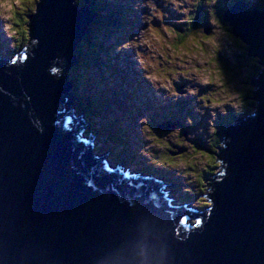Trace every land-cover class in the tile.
<instances>
[{
    "label": "water",
    "instance_id": "water-1",
    "mask_svg": "<svg viewBox=\"0 0 264 264\" xmlns=\"http://www.w3.org/2000/svg\"><path fill=\"white\" fill-rule=\"evenodd\" d=\"M75 1L41 0L16 63L0 60V264H264V9L222 15L259 59L256 110L223 127L212 205L197 212L108 164L73 116L64 71L93 22Z\"/></svg>",
    "mask_w": 264,
    "mask_h": 264
},
{
    "label": "rangeland",
    "instance_id": "rangeland-1",
    "mask_svg": "<svg viewBox=\"0 0 264 264\" xmlns=\"http://www.w3.org/2000/svg\"><path fill=\"white\" fill-rule=\"evenodd\" d=\"M37 1L38 0H35L34 2L35 8ZM91 1L89 5H91L93 10H100L103 17L108 16L104 14L107 10V4L104 0H99L97 2L94 0ZM117 1L121 5L127 7V23H124V25L128 27L121 29L122 31H119V29L115 33L113 32L114 30H106L109 35L114 34V37L107 41V38L102 37L101 34H95L100 36V43L103 44V42L106 41V46L110 49L112 46L121 45L118 48L110 50L111 58L109 57V59L104 60L106 65L101 60V62H98V65L96 60H91V63L89 62L86 64V68H84L86 69L85 73L87 77L88 73H90V83H92L94 88H106L107 86L117 87L120 101L108 94L107 99L109 100V104L101 118L119 117L122 120L126 118L124 123L129 125L133 138L141 141H136L133 145L138 155L137 160L129 163L124 161V163H121L122 165L130 167L131 171L138 170V173L140 172L142 175L150 174L152 170H156L161 176L165 177L169 176L170 172L174 177L181 174L183 181L179 179L178 185L171 183L170 177L166 178L168 186L165 188V192H167L169 196L174 197L173 202L176 204H186L192 208L197 207L194 205L198 204L195 202L196 200L189 201L190 194L192 193L190 190L189 193L188 189H185L187 188L186 185L191 186V183H196L197 177L201 171H204L205 168L211 165L213 171L208 175V178H206V180L209 181L220 169L221 163H218L217 157V159H214L215 163L208 165V161L210 160L207 161L208 158L203 156L202 152L199 153V150L196 149L200 144L196 143L189 149V140H195L198 134H202V132H207L209 134V132L213 130L214 123L219 119V115L226 114L224 106L225 108L230 107L237 112L241 111V98L239 96L242 97L244 94L250 95L255 90L254 87L251 90L252 83H249L248 77L252 75V69L250 67L251 63L247 62V60H244V63L241 65L239 70L240 73L237 72V69L236 71L233 69L231 72H227V80L229 83H226L224 71L220 69L221 65L220 61L217 59V55L221 59L228 60L232 63L234 61V56L232 55L233 50L235 51L236 46L240 44L236 42V44H234L236 46H231L232 41L230 37H228L230 36L229 26L222 25L223 28L226 29L224 30L220 27V24L216 23V20L211 15H195L198 9H201L200 13L204 10H207L206 12L216 10V4H221L222 2V4H225L227 0H147L148 3L155 7H145L139 0ZM96 3L99 4L96 5ZM76 4L77 8L83 11L85 0H77ZM98 6H100L101 9H98ZM13 7L15 8V12H13ZM104 9L106 10L103 11ZM138 10L141 11V14L138 13ZM191 12H194V21L197 20L196 26H193L194 32L192 33L187 29L189 28V30H191L190 28L192 27V25H189ZM32 13L35 14L33 5L29 0H0L1 56L7 57L6 55H10L12 57L14 53L25 48L27 43L24 42V38L27 37V34H25L24 29H27L28 16ZM157 13L161 15H157ZM119 14L121 15L120 12ZM215 14L218 18V16L221 17L223 13ZM14 15L21 20L20 24H16L12 19ZM108 22V26L114 29V27H111L112 22L110 20ZM145 23L147 25H145ZM182 23L184 24L180 26ZM226 23L227 22L224 21V25ZM9 24H12L13 29H18L14 35L12 29L7 27ZM124 25L122 24L121 26ZM176 26L180 29L186 27L183 33L187 30L189 34L186 33L179 38L174 29ZM152 27L158 28L163 37V42L152 35L150 31ZM169 29L171 31H167ZM95 31L99 32L100 30L98 29ZM97 35H94V37ZM206 37L208 39H206ZM82 41L80 42V46L82 45ZM145 41H148V43H145ZM22 42L24 43L22 44ZM177 45H179V47H177ZM101 48L102 47H100L99 50L100 52ZM240 50L241 52L243 51L242 48H240L239 51ZM72 54L74 55V52H72ZM78 63H83V61L80 60ZM93 63L97 65L99 70ZM145 63H148L147 68L144 66ZM74 65L77 64L75 63ZM110 66L113 69L110 68ZM73 68L74 67L67 73L72 72ZM159 71H162L168 79L164 81H151L147 79L148 76L156 75ZM169 81L172 84V88H164L163 84ZM210 82L213 83V86L209 85ZM84 84L83 86L87 91V87ZM117 84L120 85L113 86ZM222 85H224V87H222ZM217 86H219V88H227L219 90ZM161 89L164 91H160ZM87 92L90 93V90L88 89ZM83 94H85V91H81L78 97H82ZM144 94H147L146 96L149 98V101L151 99L153 101L151 103L152 107L150 112L143 108V104L138 103L142 111L134 107L137 101L142 102ZM181 97H187V100H189L188 105H185L186 101L183 105V101L179 100ZM249 98L252 100V97ZM73 101L75 100L72 99L71 103L74 106ZM168 104L173 108H175L173 105L177 104L176 106L179 110L176 109L175 111L180 116H177V118L182 117L191 119L196 127H193V129L190 128L191 130L184 128V131H182L181 128L183 123L182 126L180 123H176L175 127L163 131V133H158L155 129L148 131L146 129L148 127L147 123L152 121L153 118L152 109ZM205 109L208 110L207 113ZM255 110V108L252 109L254 112ZM76 112H78L77 109ZM161 113L163 114V110ZM164 113H168V111L166 110ZM154 114L157 115L159 113L154 112ZM134 115L137 117H134ZM166 123L167 120L161 125ZM193 124L190 123L191 126H193ZM150 132H152L153 135L159 134L160 137L152 136L149 134ZM181 132V139L184 141L182 144L179 143V139L176 140L177 135H181ZM170 146L175 149L170 151L171 154L166 151H159L169 148ZM195 150H197V152H195ZM175 151L177 153L172 154ZM188 153L194 156L191 158L189 157V160L185 162V159H188ZM111 154L113 155L111 156V161L113 163L121 162L120 159H132L128 156L129 154L125 155L121 153L119 155L117 152L114 154L113 151H111ZM217 154H219V150H216V155ZM173 158L177 161L176 164L180 171L178 172L169 166V170L163 173V166L165 164L168 165V163L171 162L169 160H173ZM113 163L112 165H114ZM187 163L192 164L193 170L191 168L186 169L189 167ZM140 167L143 170L149 167L151 171L150 173L142 170L139 171ZM188 170H192V172L186 174L185 171L187 172ZM207 181L203 183L204 194H206L209 183ZM184 183H186V185ZM178 187L182 190L181 193L173 191L174 188ZM201 200L202 203L204 202L205 204L204 207L202 206V209L210 207L206 203V197L201 198ZM192 201H194V204ZM198 208L202 210L200 206Z\"/></svg>",
    "mask_w": 264,
    "mask_h": 264
},
{
    "label": "trees",
    "instance_id": "trees-1",
    "mask_svg": "<svg viewBox=\"0 0 264 264\" xmlns=\"http://www.w3.org/2000/svg\"><path fill=\"white\" fill-rule=\"evenodd\" d=\"M237 1V0H236ZM35 2V0H34ZM231 2H233V0H227L226 5L229 6L231 4ZM240 2H244L246 5H248V7L251 8H261L264 7V0H258L257 2L255 0H240ZM38 3V1H37ZM99 3H96V5ZM37 6V4H36ZM117 3H109L107 1V7L105 11V15H108V17H103V14L98 12L97 10H93L91 7V14L92 16L95 18V21L89 26V32L85 34L83 41H82V45L79 46L75 49L74 54L76 56V60H77V65L74 66L73 71L69 72V73H64L71 85V90L72 92H74L75 94V100H76V106L79 109V112L81 114V112H83L86 116V121L88 124V132H93V134H95L97 136V144H100L101 146H97L96 147L100 150H102L104 147L103 145H106L107 147L110 146V143H115V146L112 148L113 153L115 154L116 152L119 153V155L121 153L123 154H129L128 156L131 157L132 159H120L121 162L124 163V161L129 162H135L137 160L138 155L136 154L137 152H135V149L133 147V145L137 142H141L138 141L136 139L133 138V134L130 132V127L128 124L124 123V120L126 118H123L124 120H122L119 117H115V118H111L108 120H103V118H101L103 116V113L105 111V109H107L108 104H109V100L107 99V95L108 92L106 89H101V88H94L92 86V83H90L91 80L88 79H84L83 75H82V71L80 69V67L83 66L84 62L85 64H88L89 61L86 62L87 59L90 60H98V51L101 48V54L100 57L103 54H108L109 53V48L106 46L105 44L100 43V36L95 34V33H99L102 35V37H107L108 33L106 30H110L111 28L108 26L109 25V20L112 22L111 27H114V29L111 30H119L121 28V24H120V19H124L122 18L123 16L126 15L125 13V8L123 9L124 13H122L121 15L119 14V12L121 13V11H119V9H117ZM98 9H101L100 6H98ZM207 10H204L202 12L203 16H208L211 15L215 20L216 23L220 24V27L223 28V26H229L230 30H229V34L230 36V40L232 41L231 46H236L234 44H236V42L240 43L238 46H236L235 51L233 50L232 55L234 56V61L232 63H230L228 60H223L221 59L218 55H217V59L218 61H220V65L223 67V71H224V76L226 77L225 81L226 83H229L227 78V72H231L233 69L237 72H239L241 65L244 63V60H247V62H250V67L252 69V75L249 78V83L251 82V80H253V78L255 77V75L261 70V65L259 64V59L257 57L251 56L250 55V47L246 45V43L242 40H240V37H238V35L236 33H234L232 25L230 22L227 21V23L224 25V19L223 16L220 17L215 13H217V9L216 11H209L206 12ZM201 14V13H200ZM215 14V15H214ZM29 23V21H28ZM28 23L26 25L27 27V37L24 38V42L28 43L29 42V29H28ZM103 24V26H102ZM96 25V27H95ZM100 25V26H99ZM114 25V26H113ZM223 25V26H222ZM100 30L99 32L95 31V30ZM190 33L194 32L193 31V26L190 28ZM224 30H226L225 28H223ZM25 30V29H24ZM110 30V31H111ZM177 32L178 37L180 38L181 35H184L187 33V30L183 33V31H181L179 28L175 29ZM25 32V31H24ZM94 35H97L96 37H94ZM26 36V35H25ZM183 40V39H181ZM22 42V44L24 43ZM242 48L243 51L241 52V50L239 51V49ZM83 61V63H78L79 61ZM223 61V62H222ZM235 67V68H234ZM238 67V68H237ZM107 72V71H106ZM88 78L91 79V77L88 76ZM85 83V84H84ZM86 85L87 87V91L88 89L90 90V93H88L86 91V88L83 86ZM213 83H209V85H212ZM220 86V85H219ZM219 86H217L219 88ZM222 87H224V85H222ZM225 88H219V90H224ZM253 89V86L251 87V90ZM81 91H85V94H83V96H79L78 94ZM87 92V93H86ZM115 94H117L116 92H114ZM118 96V95H117ZM116 96V97H117ZM241 98V105L242 103L244 104L240 109L241 111L239 112L240 115H245L247 112H251L253 109L254 105V101H252L249 97H253V94L251 93L250 95L248 94H244V96H239ZM79 98H80V102H79ZM123 100V99H122ZM189 100L186 101V104H188ZM218 102V101H217ZM79 104V107H78ZM99 104V105H98ZM145 104L147 105V107H150V102L146 99L145 100ZM162 115H156L153 112V119L152 121H150L148 124V127L146 128L148 131H152V130H156L158 133H161L162 131H158L157 129V125L160 124L161 122H164L165 120L162 119ZM178 119V118H177ZM158 120V121H156ZM179 120H181V126H182V131H184V128L187 130H191L190 128L193 129V127L195 128L196 125L193 124V121H191V119H187V118H179ZM234 120V116L232 112H229V114H226V116H219V119L214 123L213 126V130L211 132H209V134L207 132H202L198 134L197 138H195V140H189V146L188 148L191 149V147H193L196 143H199L200 145L198 147H196L197 150H199V153L202 152L203 156H206L209 163L213 164L214 159L216 158V150H218L217 148L221 145V140L223 138V127L227 126L230 123H233ZM190 123L193 124V126L190 125ZM87 133V132H86ZM163 133V132H162ZM88 134V133H87ZM149 134H151L152 136H156V137H160L159 134L153 135L152 132H150ZM150 135V136H151ZM182 132L181 135H177L176 140L179 139L180 140V144H182L184 141L181 139L182 137ZM155 150V149H154ZM171 150H175L173 147H169V148H165L164 150H159V151H166V152H170ZM197 150H195V152H197ZM176 152V151H175ZM193 154H189L188 153V159H185V162H187L189 160V157H193ZM165 159V158H164ZM168 160V159H167ZM162 161V160H161ZM171 162L168 163V165L163 166V173L167 172L169 170V166H171L173 169L177 170L178 172L180 170H178L177 167V161L175 160V158H173V160H169ZM156 163V162H155ZM189 164V167H187L186 169L191 168L192 169V164ZM176 166V167H174ZM141 169V167L139 168ZM142 171L148 172L150 173L151 170L148 169H141ZM193 170V169H192ZM192 170H188L187 172L185 171V173H189L192 172ZM213 171V169L210 167L205 168L204 171H201V173L199 174V176L197 177V181L196 183H191V187L190 185H186V183H184L186 185L187 188H185L186 190L188 189V191L190 190L192 194H190V200H196L195 202H197L199 204V206L202 208V206L204 207L205 204L204 202L202 203L201 197L199 196L200 193L203 192L204 190V182H206V178H208V175L211 174ZM177 172V173H178ZM171 173V172H170ZM169 176L165 177V178H171L170 182L178 185L179 179L182 180V175L179 174L176 177H174L172 175V173ZM167 180V179H166ZM206 180V181H205ZM183 181V180H182ZM175 192L177 193H181L182 190H180V188H174ZM189 191V193H190ZM199 201V202H198Z\"/></svg>",
    "mask_w": 264,
    "mask_h": 264
},
{
    "label": "bare ground",
    "instance_id": "bare-ground-1",
    "mask_svg": "<svg viewBox=\"0 0 264 264\" xmlns=\"http://www.w3.org/2000/svg\"><path fill=\"white\" fill-rule=\"evenodd\" d=\"M40 1L41 0H38V3H36L37 4V6H38V4L40 3ZM91 1V0H90ZM89 0H85V5L83 6V11L82 12H84L85 13V10H87V14H88V16H90V17H92V14H91V5H89V3H91ZM76 2H77V0L75 1V5H76V7H77V4H76ZM37 6H36V8H35V11L34 12H36V9H37ZM106 9H104L103 11H105ZM98 12H100V10H97ZM138 13H140L141 14V11L140 10H138ZM194 13V12H193ZM31 15H34V13H32ZM30 15V16H31ZM223 15V14H222ZM106 17H108V16H106ZM190 20H189V25H192V26H196V22H197V20H195L194 21V19H193V17L195 18V16L194 15H190ZM222 17V16H221ZM94 20H95V18L93 17V22H94ZM29 21V20H28ZM92 22V23H93ZM225 22H227V21H225ZM92 23H87V27H86V29H85V32H84V34L82 35V37H81V39H80V41L75 45V47L73 48V50H72V52H74V50L79 46V44H80V42L83 40V38H84V36H85V33H88L89 32V26L92 24ZM121 23H123V22H121ZM123 25H124V23H123ZM127 28L128 26L126 25H124V26H121V28H120V30L119 31H122L121 29H124V28ZM28 29H29V23H28ZM186 29V27L184 28V27H182V29H180L181 31H184ZM188 29V31L190 32V30H189V28H187ZM111 30V29H110ZM118 30H114L113 32L115 33V32H117ZM189 32L187 33V34H189ZM29 35H30V30H29ZM185 35V34H184ZM114 37V34H111V35H109L108 34V36L106 37L107 39H106V41L108 40V39H110V38H113ZM106 41H104L103 42V44H105L106 43ZM28 44V43H27ZM27 44H26V46H27ZM121 45V44H120ZM120 45H116V46H112L111 47V49L113 50L114 48H118V47H120ZM123 45V44H122ZM25 46V47H26ZM110 48H109V55L108 54H103L101 57H100V54H101V52L100 51H98L97 53H98V57H99V59L97 60V65H98V62L101 60L102 62H104L105 63V65H106V62L104 61L105 59H109V57L111 58V52H110V50H111ZM23 51V49H21L20 51H17L16 53H14V55L11 57L10 55H6L7 57H3V56H1L0 55V60H12V59H15L21 52ZM71 56H72V59H73V65L68 69V70H65L64 71V73H67L72 67H74L75 65V63L77 64V60H76V56H75V54L73 55L72 53H71ZM87 61H89L90 63H91V60L90 59H87L86 60V62ZM100 61V62H101ZM131 61V60H130ZM133 63V62H132ZM94 64V63H93ZM95 65V67L97 68V65L96 64H94ZM84 68H86V64H83V66L80 68L82 71H80V72H82V73H85V70L86 69H84ZM107 68V67H106ZM110 68H112L111 66H110ZM98 69V68H97ZM113 69V68H112ZM99 70V69H98ZM72 91V90H71ZM70 91V93H71V101H72V99H74L75 100V94L73 93V92H71ZM76 101V100H75ZM75 101H73L74 102V106H75V108L77 109V111L79 112V109L77 108V106H76V102ZM74 106L72 105V110L74 111H72V113H73V116L74 117H76V118H86V116H85V114L84 113H82L81 112V114H80V112L78 113V112H76V109L74 108ZM78 106H79V104H78ZM57 110H59V111H61V110H63V105L62 104H57ZM80 114V115H79ZM92 134H93V132H91ZM94 135V134H93ZM95 145H96V143H95ZM94 145V149H96L95 146ZM96 151V154L98 155V156H103L104 158H105V161L106 162H108V164H110V165H112V161H111V156H113L112 154H111V151H103V152H100L98 149H96L95 150ZM170 154H171V152H169ZM174 153H177V152H174ZM169 154V155H170ZM173 154V153H172ZM121 163H123V162H119V163H113L114 165H112V166H114V167H120L121 169H122V173L123 174H127V175H138V176H147V177H151V178H154V179H157V180H160L161 182H162V185H163V190H164V193H165V195H166V197L168 198V200L170 201V203L172 204V205H174V206H182V205H184V204H176V203H174L173 202V200H174V197H171V196H169L168 194H167V192H165L166 190H165V188H167V186H168V183H167V180H166V178H165V176H161V174H159L156 170L155 171H153L152 170V173H150V174H145V175H142V173H138V170H130V167H125V165H122ZM149 168V167H148ZM139 171H141V169L139 170ZM186 205V204H185ZM192 206V205H191ZM208 208H210V207H207L206 209H208ZM194 210H196L197 212H203L204 210L202 209V210H200L198 207H194L193 208ZM196 224V220L195 219H187L186 220V225H188V226H193V225H195Z\"/></svg>",
    "mask_w": 264,
    "mask_h": 264
},
{
    "label": "clouds",
    "instance_id": "clouds-1",
    "mask_svg": "<svg viewBox=\"0 0 264 264\" xmlns=\"http://www.w3.org/2000/svg\"><path fill=\"white\" fill-rule=\"evenodd\" d=\"M153 7H155L154 5H152ZM157 15H161L160 13H157ZM151 29V28H150ZM161 42H163V37L162 36H160V35H157L156 36ZM145 43H148V41H145ZM143 62V61H142ZM144 66H145V68H147L148 67V63H145L144 64ZM130 71V70H129ZM103 76H104V74H103ZM149 80H151V81H156V80H167L168 78H167V76H165L164 74H163V72L162 71H159L156 75H152V76H148L147 77ZM163 87L164 88H172V84H171V82L169 81L168 83H164L163 84ZM99 88H101V89H106V88H102V87H99ZM252 94H253V92H252ZM254 95V94H253ZM253 101V100H252ZM253 106V105H252ZM151 107H152V104L150 103V107L148 106V107H146V109H149V110H151ZM162 107H163V105H162ZM162 107H159V108H153L152 109V114H153V112H158L159 114H161L162 115V117H163V114H165L164 112L165 111H163V114L161 113V111H162ZM159 114H157V115H159ZM110 119V118H109ZM91 133V132H90ZM208 182V181H207ZM203 193V192H202ZM201 194V193H200ZM200 194H199V196H200ZM201 197V196H200ZM202 198V197H201ZM195 206H197V207H199V205L198 204H195Z\"/></svg>",
    "mask_w": 264,
    "mask_h": 264
},
{
    "label": "snow or ice",
    "instance_id": "snow-or-ice-1",
    "mask_svg": "<svg viewBox=\"0 0 264 264\" xmlns=\"http://www.w3.org/2000/svg\"><path fill=\"white\" fill-rule=\"evenodd\" d=\"M29 2L32 3V5H33V11H35V3H34V0H29ZM139 2L142 3L145 7H151L152 6L150 3L147 2V0H139ZM13 12H15V8L14 7H13ZM12 19L15 21L16 24H20L21 23V20L17 16H15V15L12 17ZM145 25H147V24L145 23ZM7 27L9 29H12L13 35L15 34L16 31H18V29H13L12 24H9ZM24 31H25V34H27V29H25ZM150 31H151L152 35H154V36H157V35H160L161 36L158 28H156V27H152L150 29ZM167 31H171V30L169 29ZM206 39H208V38L206 37ZM177 47H179V45H177ZM11 63L12 64H15L16 63V60H12ZM221 175L223 176V175H225V173H221ZM206 203H207L208 206H211L212 205V201L211 200H207ZM196 223H197V225H199L200 224V221H197Z\"/></svg>",
    "mask_w": 264,
    "mask_h": 264
},
{
    "label": "flooded vegetation",
    "instance_id": "flooded-vegetation-1",
    "mask_svg": "<svg viewBox=\"0 0 264 264\" xmlns=\"http://www.w3.org/2000/svg\"><path fill=\"white\" fill-rule=\"evenodd\" d=\"M220 69L223 70V67L221 66ZM239 80H240V79H239ZM224 107H225V106H224ZM225 111H226V114H229V112H234V110H233L232 108H230V107L226 108Z\"/></svg>",
    "mask_w": 264,
    "mask_h": 264
}]
</instances>
